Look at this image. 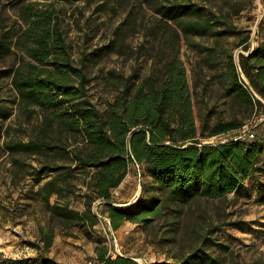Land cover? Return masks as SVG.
Segmentation results:
<instances>
[{
    "label": "trees",
    "instance_id": "1",
    "mask_svg": "<svg viewBox=\"0 0 264 264\" xmlns=\"http://www.w3.org/2000/svg\"><path fill=\"white\" fill-rule=\"evenodd\" d=\"M141 1L154 18L137 50L138 62L150 54L149 71L143 76L136 68L129 74L116 69L91 74L96 59L110 49L85 55L76 63L51 9L27 6L22 14L26 28L19 36L12 31L0 34V60L14 46L23 53L0 71L1 77L10 78L21 110L38 120L28 140L13 138L6 126L0 127V141L17 166L25 165L19 156L36 162L28 165L51 225L48 230L42 226L37 242L31 244L39 251L40 264H62L46 254L54 243V227L68 233L79 227L90 235L100 222L93 211L96 201L107 206L114 230L125 222L150 227L164 220L169 240L174 241L185 209L193 202L241 196L250 181L264 187V136L254 129L241 133L247 115L264 113V40L250 48V38L241 36L230 12H223L224 6L234 7L242 0ZM191 38L213 41L200 48L206 55L203 62L212 70L223 66L226 75L214 79L225 82V97L238 105L243 117L234 114L212 122L214 110L200 111L198 125L181 57L183 41ZM230 38H236L233 50L223 44ZM240 48L246 53H240L237 61L234 50ZM95 87L101 88L99 94ZM10 116L0 109L1 119ZM231 133L235 136L225 141L207 143ZM132 165L145 167L156 188L146 202L139 200L128 208L115 204L113 191L123 184ZM257 201L264 204V194ZM232 225L243 229L240 222ZM212 226L198 232L190 251L171 264H221L214 252H225L229 246L218 242L216 234L222 229ZM95 253L101 264H139L125 255L114 257L103 243L96 245Z\"/></svg>",
    "mask_w": 264,
    "mask_h": 264
},
{
    "label": "rangeland",
    "instance_id": "2",
    "mask_svg": "<svg viewBox=\"0 0 264 264\" xmlns=\"http://www.w3.org/2000/svg\"><path fill=\"white\" fill-rule=\"evenodd\" d=\"M236 4L234 7L224 6L223 12L232 14V24L241 31V36L250 38L248 45L253 49L264 40V0H242ZM27 6L54 11L76 63H80L85 55L110 49L105 57L96 59L89 69L91 74H98L101 69H116L129 74L134 68L142 76L148 73L150 54L145 53L139 62L136 56L140 45L146 40L145 28L154 18L153 11L141 0H83L75 3L0 0V34L12 31L16 37L19 36L26 28L22 14ZM237 7L240 11L235 12ZM235 42L236 38H230L223 44L233 50ZM211 44V39L191 38L183 41L181 48V57L193 91L198 125L200 111L214 110L212 122L219 118L230 119L234 114L244 116L238 105L225 97V82L214 79L217 74L226 75L223 66L212 70L203 62L206 55L200 48ZM234 53L238 61L239 54L246 51L240 48ZM22 55L14 46L12 52L0 60V71L10 68ZM93 57L91 55L90 58ZM96 87L94 93L99 94L101 88ZM0 109L11 114L8 120L0 118V127L3 130L6 126L11 127L13 138L28 140L37 126V116H27L21 110L10 78L1 77V74ZM253 129L254 133L264 136L263 112L247 115L241 133L249 134ZM233 136L235 134L231 133L214 137L207 143L225 141ZM19 158L25 163L23 167L17 166L14 158L4 152L3 140L0 141V264H40L39 251L31 244L37 242L42 226L46 230L51 228L50 215L43 202L37 199L39 185L28 165H36V162L27 157ZM155 188L145 167L132 165L125 186L113 191V200L116 205L132 208L139 200L146 202L155 193ZM262 194L264 187L250 181L241 196L230 194L221 200L193 202L185 209L174 241L169 240L171 235L164 220L150 227L125 222L120 229L114 230L107 206L96 201L93 211L100 222L90 235L79 227L68 233L56 226L54 243L46 254L62 264H86L96 260V245L103 243L114 257L122 254L134 258L139 264H171L176 261V256L190 251L198 232L216 225L222 229L216 234L218 242L229 246L228 250L223 249L225 252L219 249L214 252L221 257V264H264V204L257 201ZM75 202L82 207L78 200ZM235 222H240L243 229L232 225Z\"/></svg>",
    "mask_w": 264,
    "mask_h": 264
},
{
    "label": "built area",
    "instance_id": "3",
    "mask_svg": "<svg viewBox=\"0 0 264 264\" xmlns=\"http://www.w3.org/2000/svg\"><path fill=\"white\" fill-rule=\"evenodd\" d=\"M252 137H253V135H252ZM138 167H141V166H139V165H137ZM121 256H123L122 254H120ZM86 264H101L99 261H97V260H91V261H89V262H87Z\"/></svg>",
    "mask_w": 264,
    "mask_h": 264
},
{
    "label": "crops",
    "instance_id": "4",
    "mask_svg": "<svg viewBox=\"0 0 264 264\" xmlns=\"http://www.w3.org/2000/svg\"><path fill=\"white\" fill-rule=\"evenodd\" d=\"M130 174V173H129ZM127 182V178L125 179V181L123 182V184L118 188V189H121V188H123L124 186H125V183ZM118 189H116V190H118ZM59 262H61L60 260H59ZM62 263V262H61Z\"/></svg>",
    "mask_w": 264,
    "mask_h": 264
}]
</instances>
